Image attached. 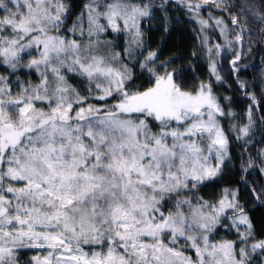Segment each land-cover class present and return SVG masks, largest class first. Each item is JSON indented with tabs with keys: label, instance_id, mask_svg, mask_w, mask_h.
I'll return each mask as SVG.
<instances>
[{
	"label": "snow or ice",
	"instance_id": "obj_1",
	"mask_svg": "<svg viewBox=\"0 0 264 264\" xmlns=\"http://www.w3.org/2000/svg\"><path fill=\"white\" fill-rule=\"evenodd\" d=\"M0 264H264V0H0Z\"/></svg>",
	"mask_w": 264,
	"mask_h": 264
},
{
	"label": "trees",
	"instance_id": "obj_2",
	"mask_svg": "<svg viewBox=\"0 0 264 264\" xmlns=\"http://www.w3.org/2000/svg\"><path fill=\"white\" fill-rule=\"evenodd\" d=\"M192 44L191 36L189 35L187 30H181L178 29L171 37L168 38L166 41L167 48H178L182 50H187ZM255 64L257 65L256 72L259 70L260 65V58L257 55L255 58ZM252 75V72L250 70L249 76Z\"/></svg>",
	"mask_w": 264,
	"mask_h": 264
},
{
	"label": "rangeland",
	"instance_id": "obj_3",
	"mask_svg": "<svg viewBox=\"0 0 264 264\" xmlns=\"http://www.w3.org/2000/svg\"><path fill=\"white\" fill-rule=\"evenodd\" d=\"M257 75H259V70L256 72Z\"/></svg>",
	"mask_w": 264,
	"mask_h": 264
}]
</instances>
